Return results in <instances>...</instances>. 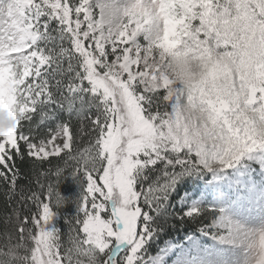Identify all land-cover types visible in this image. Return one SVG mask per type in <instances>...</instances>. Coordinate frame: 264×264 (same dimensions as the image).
<instances>
[{"label": "snow or ice", "instance_id": "snow-or-ice-1", "mask_svg": "<svg viewBox=\"0 0 264 264\" xmlns=\"http://www.w3.org/2000/svg\"><path fill=\"white\" fill-rule=\"evenodd\" d=\"M0 116V264H192L198 181L264 264V0H0Z\"/></svg>", "mask_w": 264, "mask_h": 264}, {"label": "rangeland", "instance_id": "rangeland-1", "mask_svg": "<svg viewBox=\"0 0 264 264\" xmlns=\"http://www.w3.org/2000/svg\"><path fill=\"white\" fill-rule=\"evenodd\" d=\"M199 189V192H197ZM187 196V204L190 207H202L210 205L213 207H220L219 201L213 198V189L201 181L197 187L186 193L183 197ZM184 200H180L178 205L184 204ZM217 220L210 224V227L201 229L197 234L185 237L182 243L169 242L164 246L165 253L172 252L173 248L182 249V256L192 262V264H217V260L221 257L227 249H225L219 242L218 237L220 232L217 230ZM231 255V253H229ZM179 264V261L175 262Z\"/></svg>", "mask_w": 264, "mask_h": 264}, {"label": "trees", "instance_id": "trees-1", "mask_svg": "<svg viewBox=\"0 0 264 264\" xmlns=\"http://www.w3.org/2000/svg\"><path fill=\"white\" fill-rule=\"evenodd\" d=\"M52 160H53L52 166L54 167L55 164L57 163V158L53 157ZM45 167H48V165H45ZM24 170L26 173H28L29 176H32V173H31L29 166L25 165ZM43 179L44 178L41 177V181H43ZM32 181H33V186H35V177L34 176H32ZM200 182L201 181H198L196 183L189 182V189L190 190L182 192L181 197H183L186 193L193 191V189L195 187H197ZM67 187H68L67 182L61 186V191L64 193V195L75 196L77 194V190L75 188V185H72V191L71 192L65 191V189ZM180 200L176 201L177 206H179L178 203ZM2 205H3V197L0 196V206H2ZM209 207L218 210V208H215L213 206L204 205V206L200 207L201 212L204 213L202 217H197L195 219H189L187 223L182 222L179 219H169L168 222L164 225V232L162 233L160 244L162 246H164L166 243H169V242L182 243L185 240V237H187L189 235L197 234L201 229H203L205 227H208V226L210 227V224L216 220V216L218 215V211H208L207 209ZM69 208L71 210L70 211L66 210L65 215H73L75 213L74 208H71V206H69ZM59 224L63 228L64 232L66 233L68 230V226L66 224H64L62 219L59 221ZM152 251L153 252L156 251L155 242H154V246H153Z\"/></svg>", "mask_w": 264, "mask_h": 264}, {"label": "clouds", "instance_id": "clouds-1", "mask_svg": "<svg viewBox=\"0 0 264 264\" xmlns=\"http://www.w3.org/2000/svg\"><path fill=\"white\" fill-rule=\"evenodd\" d=\"M11 126V122L6 117L0 116V129H7Z\"/></svg>", "mask_w": 264, "mask_h": 264}]
</instances>
